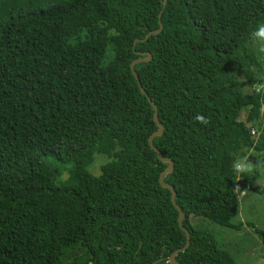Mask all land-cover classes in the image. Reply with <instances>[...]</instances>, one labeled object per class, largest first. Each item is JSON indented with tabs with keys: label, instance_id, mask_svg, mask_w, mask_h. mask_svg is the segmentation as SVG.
Returning a JSON list of instances; mask_svg holds the SVG:
<instances>
[{
	"label": "trees",
	"instance_id": "16d2710c",
	"mask_svg": "<svg viewBox=\"0 0 264 264\" xmlns=\"http://www.w3.org/2000/svg\"><path fill=\"white\" fill-rule=\"evenodd\" d=\"M260 23L264 0H0V264H169L185 244L139 51L190 234L176 258L236 264L192 219L238 229L233 164L264 161V89L242 87L263 83Z\"/></svg>",
	"mask_w": 264,
	"mask_h": 264
},
{
	"label": "rangeland",
	"instance_id": "374dc122",
	"mask_svg": "<svg viewBox=\"0 0 264 264\" xmlns=\"http://www.w3.org/2000/svg\"><path fill=\"white\" fill-rule=\"evenodd\" d=\"M249 44L259 53L262 62L260 75L263 78V83L254 87L243 84L245 94L253 90L264 89V53L259 52L261 42L253 35ZM244 118L245 111L241 115V119ZM258 155L254 150L246 152L248 161L254 165L264 163ZM95 158L96 160L89 170L93 174H98L100 166L107 160V157L97 154ZM247 176L249 177L248 182L239 177L236 186H239L236 191L239 207L231 222L239 225L238 229L225 227L205 218H193L192 221L195 226L210 231L217 245L226 250L234 258L236 264H264V245L261 236L255 231V228L264 230V175L257 169ZM251 176L252 178H250Z\"/></svg>",
	"mask_w": 264,
	"mask_h": 264
},
{
	"label": "water",
	"instance_id": "95a60500",
	"mask_svg": "<svg viewBox=\"0 0 264 264\" xmlns=\"http://www.w3.org/2000/svg\"><path fill=\"white\" fill-rule=\"evenodd\" d=\"M166 1L167 0H162V3L165 4ZM161 28H162V24H161V22H159V27L158 28H155V29H152L148 33H146L145 36H144V38H143V40L147 39L150 34H157L161 30ZM138 40H139L138 38H135L134 43L137 42ZM138 53H139V56L131 61V63H130V69H131V72H132L133 76L137 80V83H138L140 92L143 93L147 97L150 105L153 108V120L155 121V123H156V125L158 127L149 136L148 143L151 146V148L156 151L158 157L163 162H166L167 163V166L165 167V169L160 173L159 182H160V184H161L162 187L168 188L170 190V192H171V202H172V204L174 205V207L178 211V217H177L178 224H179L180 228L185 232V235H186V242H185V244L181 248H178V249L174 250L169 255V257H168L169 264H180L179 261L176 258V254L178 252L184 251L189 246V244H190V234H189L188 230L183 225V220L185 218V215H184L183 210L180 208V206L175 201V195H176L175 189H174V187L171 184H169L168 182H165L164 181V176L166 174H168V173H171L173 171V168H174L173 160L171 158H169V157L162 156L160 150L158 148H156V146H154L153 143H152V138L154 136L161 135L162 134V131H163V128H164L163 127V124L158 120L157 105L155 104V102L153 100H151V98L149 97V95L146 92V90L142 87V85H141V83L139 81L138 74L134 70V65L135 64L150 60L151 57H152V54L149 51H143V52H140L139 51ZM159 260H161V258L155 260L152 264H155Z\"/></svg>",
	"mask_w": 264,
	"mask_h": 264
},
{
	"label": "clouds",
	"instance_id": "9594fccd",
	"mask_svg": "<svg viewBox=\"0 0 264 264\" xmlns=\"http://www.w3.org/2000/svg\"><path fill=\"white\" fill-rule=\"evenodd\" d=\"M253 35L255 38H257L261 42L260 47H259V52L264 53V23H260L259 25H257L256 30L254 31ZM195 119L204 124L209 123V120L200 114H197L195 116ZM257 169H259L261 174L264 175V163H258L254 165L253 163L248 161L247 156L243 157V159L233 164V170L237 174H240V173L252 174Z\"/></svg>",
	"mask_w": 264,
	"mask_h": 264
}]
</instances>
